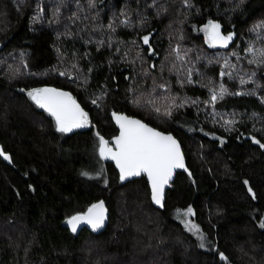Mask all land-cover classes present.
Listing matches in <instances>:
<instances>
[{
  "label": "trees",
  "instance_id": "obj_1",
  "mask_svg": "<svg viewBox=\"0 0 264 264\" xmlns=\"http://www.w3.org/2000/svg\"><path fill=\"white\" fill-rule=\"evenodd\" d=\"M209 20L232 33L227 45L205 42ZM261 22L264 0H0V264H264V64L230 80L249 42L264 48ZM221 84L253 94L213 104ZM47 86L87 125L58 132L27 94ZM112 111L180 141L190 173H176L163 210L145 176L122 181L100 156ZM99 199L102 232L64 226Z\"/></svg>",
  "mask_w": 264,
  "mask_h": 264
},
{
  "label": "snow or ice",
  "instance_id": "obj_2",
  "mask_svg": "<svg viewBox=\"0 0 264 264\" xmlns=\"http://www.w3.org/2000/svg\"><path fill=\"white\" fill-rule=\"evenodd\" d=\"M23 2V0H21ZM264 28V22L256 25L253 31ZM205 31L208 32V38L214 43L227 45L232 39V33L227 36L220 34V25L210 21L205 26ZM144 43H148V37H144ZM246 52L258 55L259 60H250L249 63L264 64V48L254 49L248 47ZM227 63V62H226ZM64 75V73H61ZM191 72H189V82H191ZM221 76L231 73L221 72ZM252 75H255L254 73ZM248 81L243 78L240 83L246 84ZM163 87V86H161ZM28 96L40 108L45 109L50 115L55 118L56 130L61 133L71 132L75 128H81L87 125V113L80 108L76 101L67 92L53 88L32 89L28 91ZM225 94H253V93H228V89L223 84L220 86L219 95L215 92L211 96V102L215 104L217 99H222ZM102 98V97H101ZM100 99V98H98ZM93 104L97 100L92 101ZM175 107V105H173ZM182 106V105H181ZM159 111V109H157ZM166 115H171V112H166ZM116 122L120 126V135L114 138V149L109 147V142L102 136L100 137L99 152L102 158H111L116 161L117 167L120 169V179L124 180L127 177L139 176L141 173H146L152 188V199L155 203L161 204L163 200L164 187L172 178L173 170L184 168L183 155L180 152V145L176 139L168 134L165 135L153 128H149L141 121L130 117L113 113ZM227 124L235 123V121H226ZM261 148H264V143L259 140H254ZM0 156L5 160L10 157L0 150ZM87 175V173H84ZM247 183V181H245ZM251 192V189H249ZM185 215L193 214L192 208L185 210ZM105 220V209L103 201L92 204L86 212L77 213L67 219V223L71 226L73 232L77 231V226L81 222L91 225L93 230L100 228ZM189 231L199 232V228L195 224L186 225ZM264 227V224L261 225ZM201 239L203 237L201 236ZM204 247L203 243L200 245ZM224 258V254H220Z\"/></svg>",
  "mask_w": 264,
  "mask_h": 264
},
{
  "label": "water",
  "instance_id": "obj_3",
  "mask_svg": "<svg viewBox=\"0 0 264 264\" xmlns=\"http://www.w3.org/2000/svg\"><path fill=\"white\" fill-rule=\"evenodd\" d=\"M42 88H53V89H58V88H55V87H52V86H47V87H42ZM58 90L63 91V92H67V91L62 90V89H58ZM67 93H68V92H67ZM113 113H116V114H119V115H124V116L130 117V118H132V119L139 120V121H141L143 124H146L149 128H153V129H155L156 131H159V132H161V133H164L165 135L170 134V135H172V136L176 139V141L179 143V145H180V152H181V154L183 155V161H184V165H185V167H184V168H177V169H174V170H173V175H172L171 180H170L169 183H168L167 185H165V187H164L163 200H162L161 204H157V203H155V202L153 201V199H152V188H151V182L149 181V178H148V176H147L146 173H141V175H139V176H131V177H127L126 179L122 180V181H129V180H133V179H136V178H140L141 176H145V179H146V181H147L148 188H149V195H150V200H151L152 205H153L155 208H158V209H160V210H163V209H164V201H165L166 191H167L168 188L170 187V184L174 181L175 176H176V173H177V172H184V173H187V174L190 173V170L188 169L187 164H186V158H185V155H184V152H183L182 145H181L180 141L178 140V138H177L172 132H165V131L159 130L158 128H155V127L151 126L150 124L146 123L144 120H142V119H140V118H138V117H136V116H131V115H128V114H126V113H121V112H115V111H112V112H110V116H111V120H112V122L114 123V125H115V127H116V129H117V133H116L115 135H113V136H112L109 140H107V141L109 142L108 146L111 147V148H113V149H114V147H115V146H114V138L120 135V126H119V124L116 122V119L114 118ZM0 150H2V151L4 152V150H3V146H2L1 143H0ZM4 153H6V152H4ZM0 158H1V159H4L3 156H0ZM103 159L106 160L107 162H110V163L113 164V166H114L115 169L117 170L118 175H119V177H120V169L117 167L116 161L113 160V159H111V158H103ZM4 160H5V159H4ZM100 201H103V203H104V209H105V220H104L103 225H102L100 228H98V229H96V230H93L92 227H91V225H89V224H87V223H85V222H81V223L78 224V226H77V231L73 232V231L71 230V226L67 223V219H68V218L66 219V221H65V223H64V226H65L66 228H68V229H69L71 232H73V233H78V232H80L84 227H88V228H90L92 231H94V232H96V233H100V232H102V231L106 228V226H107V224H108V222H109L110 211H109V209H108V206H107V204H106V201L103 200V199H99V200L95 201L93 204H96V203H98V202H100ZM89 207H90V206H89ZM89 207H88V208H89ZM88 208H87V209H88ZM86 211H87V210H85L84 212H86ZM84 212H80V213H84ZM76 214H77V213H76ZM76 214H74V215H76ZM72 216H73V215H72ZM70 217H71V216H70Z\"/></svg>",
  "mask_w": 264,
  "mask_h": 264
},
{
  "label": "rangeland",
  "instance_id": "obj_4",
  "mask_svg": "<svg viewBox=\"0 0 264 264\" xmlns=\"http://www.w3.org/2000/svg\"><path fill=\"white\" fill-rule=\"evenodd\" d=\"M211 20H209V21H207L206 22V24H204L203 26H201L200 27V32L202 33V35L204 36V40H205V42L209 45V46H213V47H216V46H225V45H221L220 43H214V42H212V41H210L209 40V38H208V32L207 31H205V26L206 25H208L209 24V22H210ZM212 22H215V21H212ZM217 23V22H216ZM220 34H221V32H220ZM222 35V34H221ZM222 36H224V35H222ZM231 41V40H230ZM253 47L254 49H261V46L257 43V42H253V41H251V42H249L248 43V47ZM242 57H245V58H239L238 60H237V63L239 62V61H242L243 63H244V66L245 67H247L246 68V70H242L241 71V73L238 75V77H232V78H230V80H236L237 79V83H238V85H242L241 83H240V79L241 78H243L244 80H246V81H248V80H250V79H253L254 78V76L255 75H252L253 73L255 74V72L257 71V68H250V67H254V66H257V64L258 63H249V61L250 60H259L260 59V57L258 56V55H254V54H252V53H248V52H244V54L243 55H241ZM238 58V57H237ZM236 63V64H237ZM238 69H241V67H239L238 66V64H237V70ZM264 70V69H263ZM223 70H221L220 72H219V76L220 77H222L220 74H221V72H222ZM262 74H263V76H264V71L262 72ZM243 85H245V84H243ZM220 86L221 85H219V87H218V89L217 90H220ZM225 87V86H224ZM216 90V91H217ZM185 224H186V222H185Z\"/></svg>",
  "mask_w": 264,
  "mask_h": 264
},
{
  "label": "flooded vegetation",
  "instance_id": "obj_5",
  "mask_svg": "<svg viewBox=\"0 0 264 264\" xmlns=\"http://www.w3.org/2000/svg\"><path fill=\"white\" fill-rule=\"evenodd\" d=\"M38 89H41V88H38ZM59 89V88H58ZM45 110V109H44ZM49 114V113H48ZM52 116V115H51ZM53 117V116H52ZM54 118V117H53ZM55 119V118H54Z\"/></svg>",
  "mask_w": 264,
  "mask_h": 264
}]
</instances>
